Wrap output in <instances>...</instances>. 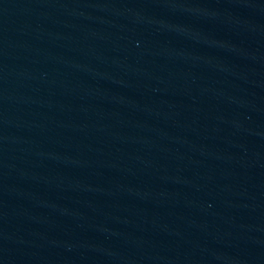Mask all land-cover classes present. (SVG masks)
I'll return each instance as SVG.
<instances>
[{
	"label": "water",
	"instance_id": "water-1",
	"mask_svg": "<svg viewBox=\"0 0 264 264\" xmlns=\"http://www.w3.org/2000/svg\"><path fill=\"white\" fill-rule=\"evenodd\" d=\"M264 24V0H0V264H106Z\"/></svg>",
	"mask_w": 264,
	"mask_h": 264
}]
</instances>
